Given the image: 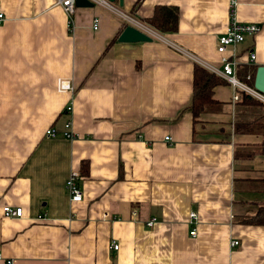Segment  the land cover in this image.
Wrapping results in <instances>:
<instances>
[{"label": "crops", "instance_id": "0c3cea01", "mask_svg": "<svg viewBox=\"0 0 264 264\" xmlns=\"http://www.w3.org/2000/svg\"><path fill=\"white\" fill-rule=\"evenodd\" d=\"M112 3L118 12L93 4L69 16L56 0H0V264H264V225L246 222L264 203V154L259 136L233 130L243 92L233 100L217 75V106L196 118L189 107L195 62L219 68L227 56L253 84L264 65V0ZM157 5L177 8L175 30L146 21ZM123 13L155 34L118 41ZM232 15L259 28L219 53ZM57 78L71 89L58 91ZM66 121L72 138L62 135ZM71 169L78 201L64 185ZM5 204L21 216H5Z\"/></svg>", "mask_w": 264, "mask_h": 264}, {"label": "built area", "instance_id": "2783aa9c", "mask_svg": "<svg viewBox=\"0 0 264 264\" xmlns=\"http://www.w3.org/2000/svg\"><path fill=\"white\" fill-rule=\"evenodd\" d=\"M93 4H99L106 6L107 8L118 12L117 8L113 5L112 2L108 0H90ZM56 3L60 4L63 10L67 13V15H71L74 9V0H56ZM236 4V0H229V5L231 7H234ZM124 18L126 19L129 24H133L140 28L141 30L145 31L147 34L152 35L155 34L154 31L148 30L146 28H142V24L139 22V20H135L131 16L123 13ZM4 16L3 13L0 12V22L3 20ZM98 25V18L95 16L91 20V27L93 29H96ZM259 28V25L257 23L253 22H243L239 21L235 18V16H231L229 21L227 22V25L225 29L218 34L217 40H216V45H215V50L219 53L223 52L226 47L230 44H234L236 42H240L244 39L246 35L253 36ZM177 49L179 46H175ZM183 51V50H182ZM185 54L188 56H191L193 58V55L190 54L187 51H183ZM249 58L251 60L254 59V53L253 51H249ZM220 67L216 68L215 66H212L210 64H203V66L208 69L209 71L215 73L216 75H219L223 77L233 88L232 96L231 98L233 100L238 99L239 95L241 92L249 94L250 96L264 101V95L258 92L252 85L250 80L249 74H246L244 79H239L235 75V63L236 61L234 59L227 58V56H221L220 57ZM56 89L58 91L62 90H69L71 89V85L69 83V80L66 78H57L56 80ZM66 111L71 110V104L68 103L65 106ZM70 121H66L64 123V130L62 131V135L67 138H72L74 136L73 132L69 129ZM44 134L47 136H54L56 134V131L52 127H48L44 130ZM165 140L169 139V136L165 135L163 137ZM79 177V172L77 169H71L68 173V176L65 180V188L69 196V200L71 201H78L81 198V189L78 185L77 179ZM2 213L5 216H21L22 214V208L20 206H10L8 204H5L1 207ZM102 215L104 217L109 216L108 213L103 212ZM188 220H193L196 217L195 212L190 211L188 214ZM155 221V217H150L145 221V224L147 226H151L153 222ZM189 234L194 235L195 234V228L192 227L189 230ZM238 240L237 239H230L229 240V245H235L237 244ZM118 246L117 242L113 239L109 241V247L112 249H116ZM2 264H12V259L10 258H5L2 262Z\"/></svg>", "mask_w": 264, "mask_h": 264}, {"label": "trees", "instance_id": "16d2710c", "mask_svg": "<svg viewBox=\"0 0 264 264\" xmlns=\"http://www.w3.org/2000/svg\"><path fill=\"white\" fill-rule=\"evenodd\" d=\"M146 21L160 31H173L177 27L178 10L172 5H157ZM192 74V94L189 107L193 118H196L200 113L217 106L219 101L212 97V88L220 82V78L198 62L194 63ZM237 103L254 109H245L243 115L235 116L234 132L259 136L258 148L264 154V104L246 93L241 94ZM246 222L264 225V203L256 208Z\"/></svg>", "mask_w": 264, "mask_h": 264}, {"label": "water", "instance_id": "95a60500", "mask_svg": "<svg viewBox=\"0 0 264 264\" xmlns=\"http://www.w3.org/2000/svg\"><path fill=\"white\" fill-rule=\"evenodd\" d=\"M113 2L114 0H108ZM119 6L122 0H117ZM75 6H92L90 0H74ZM151 36L133 24H125L117 36V40L125 43L150 40ZM253 87L264 95V65H258L255 69Z\"/></svg>", "mask_w": 264, "mask_h": 264}, {"label": "rangeland", "instance_id": "374dc122", "mask_svg": "<svg viewBox=\"0 0 264 264\" xmlns=\"http://www.w3.org/2000/svg\"><path fill=\"white\" fill-rule=\"evenodd\" d=\"M261 104H264V101H261V100H258ZM15 105H16V102L12 101L11 97H9V102H8V107H9V110H8V114H9V122L11 123H14L15 122ZM240 109L242 108H246L248 110H253L254 108L252 107H247V106H239ZM248 117V116H247ZM28 118L30 119V116H28ZM15 134L14 133H9V142H14L15 140Z\"/></svg>", "mask_w": 264, "mask_h": 264}]
</instances>
